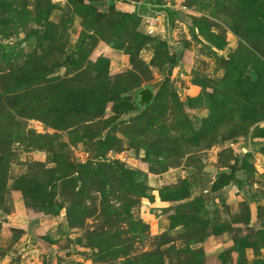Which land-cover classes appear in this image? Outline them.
<instances>
[{"label":"rangeland","instance_id":"374dc122","mask_svg":"<svg viewBox=\"0 0 264 264\" xmlns=\"http://www.w3.org/2000/svg\"><path fill=\"white\" fill-rule=\"evenodd\" d=\"M0 264H264V0H0Z\"/></svg>","mask_w":264,"mask_h":264}]
</instances>
